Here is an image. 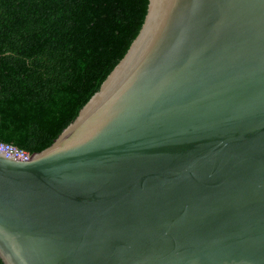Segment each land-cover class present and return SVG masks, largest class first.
<instances>
[{
  "label": "water",
  "instance_id": "obj_1",
  "mask_svg": "<svg viewBox=\"0 0 264 264\" xmlns=\"http://www.w3.org/2000/svg\"><path fill=\"white\" fill-rule=\"evenodd\" d=\"M4 264H264V0H148L46 148L0 154Z\"/></svg>",
  "mask_w": 264,
  "mask_h": 264
},
{
  "label": "trees",
  "instance_id": "obj_2",
  "mask_svg": "<svg viewBox=\"0 0 264 264\" xmlns=\"http://www.w3.org/2000/svg\"><path fill=\"white\" fill-rule=\"evenodd\" d=\"M147 3L0 0V141L30 154L50 145L124 55Z\"/></svg>",
  "mask_w": 264,
  "mask_h": 264
},
{
  "label": "built area",
  "instance_id": "obj_3",
  "mask_svg": "<svg viewBox=\"0 0 264 264\" xmlns=\"http://www.w3.org/2000/svg\"><path fill=\"white\" fill-rule=\"evenodd\" d=\"M0 154L5 156H13L15 158L26 159L30 153L24 149L18 148L15 145L0 141Z\"/></svg>",
  "mask_w": 264,
  "mask_h": 264
}]
</instances>
